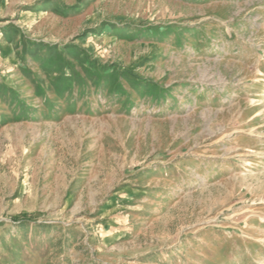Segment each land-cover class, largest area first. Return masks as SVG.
Returning <instances> with one entry per match:
<instances>
[{"label": "rangeland", "instance_id": "374dc122", "mask_svg": "<svg viewBox=\"0 0 264 264\" xmlns=\"http://www.w3.org/2000/svg\"><path fill=\"white\" fill-rule=\"evenodd\" d=\"M0 264H264V0H0Z\"/></svg>", "mask_w": 264, "mask_h": 264}]
</instances>
